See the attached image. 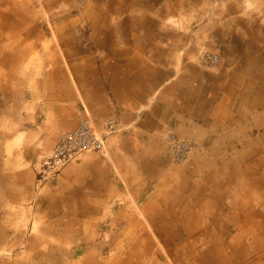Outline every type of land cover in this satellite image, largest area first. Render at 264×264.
Masks as SVG:
<instances>
[{"label":"crops","instance_id":"0c3cea01","mask_svg":"<svg viewBox=\"0 0 264 264\" xmlns=\"http://www.w3.org/2000/svg\"><path fill=\"white\" fill-rule=\"evenodd\" d=\"M16 2L0 0V264H67L55 253L88 234H123L111 264H264V0H82L100 33L48 35L37 53L17 43ZM65 14L58 33L88 27ZM83 111L103 149L37 188L39 155ZM169 134L194 144L181 164ZM117 203L138 220L115 227ZM22 245L44 259L22 263Z\"/></svg>","mask_w":264,"mask_h":264},{"label":"rangeland","instance_id":"374dc122","mask_svg":"<svg viewBox=\"0 0 264 264\" xmlns=\"http://www.w3.org/2000/svg\"><path fill=\"white\" fill-rule=\"evenodd\" d=\"M4 2H7V1H4ZM52 4H55V5L53 6ZM10 5L11 4L7 5L6 3L1 4L0 5V9L5 10V12H6V11H8L10 9L8 7ZM81 6H82V0H52L50 3L47 0H24V1L22 0V2L21 3L19 2L18 4L16 2L14 5H12V9H11L12 12L16 11V14L14 16V19H15L14 22H18L17 24H19V22H20V24H21V22H24V24L22 23L21 38L17 41V43L27 42V40H28L29 43L31 44V49L29 48L30 52L35 50L34 52L37 53L43 47V45L45 43V42L43 43V39L46 38V37L52 36V35L55 38L56 37L60 38V36L62 38H64V36L66 34L70 35V34H73V33H76V34H79V35L80 34L81 35H84V34L86 35V34L89 33V31H91V33H93L94 35L100 33V30H99L100 28L97 29L98 30L97 31L98 33H97L94 30V27H93V24H95L94 22H96V20H95L96 19V14H95V18L94 19H90V20L88 19L87 20L86 15L83 16L85 10L82 11V9H80ZM65 13H67L69 15V18H78L77 21L81 25H83L84 22L87 20L89 22L88 23V27L87 26L80 27V25L79 26H73L72 25V26H70L68 28L69 30L72 29V33H70L69 31L68 32L64 31L65 34H63V32L61 34L58 33V27H59L60 23L58 21H56V19L64 18L65 15H66ZM60 14H61V16L60 17L58 16L56 18V15H60ZM50 19L54 20L55 26H53V23H51ZM67 23H68L67 21H63L61 25H64V24H67ZM53 27H54V29H53ZM87 28H88V30H87ZM4 35H5V33L2 32V36H4ZM8 39H10V38H8ZM10 40L6 41L5 44L7 45V43L10 42ZM29 43H26V44L24 43L22 45L23 46L24 45L27 46ZM57 46L60 47V44L59 43L58 44L53 43V45L51 44L49 49L51 50V49H53L52 47L56 48ZM29 49L26 48L27 51H29ZM20 52H23V47L21 49H19V53ZM202 53H203L202 58L206 54H208L209 56L211 54H213L212 52H210V50L203 51ZM203 60H204V58H203ZM22 61H23V58H22ZM218 63H219V56L218 55H216V60L215 61H213L211 63L207 62V64L211 65V66L212 65H216ZM174 137L177 138V140H181V141L184 140V141L188 142L189 146H190V150H192V148L194 147V144L191 141L186 140V139H182V138H180V137H178L176 135H174ZM165 142H166V145H167L166 138H165ZM260 146H264V144L263 145L260 144ZM167 151H168L167 152L168 153V157H169V159H170V161L172 163L181 164L184 161V160L177 161V160L173 159V157L171 155V151H170L168 145H167ZM188 154H189V152H188ZM251 174L257 176V174H259V170L254 171ZM258 191L261 194V201H260L259 207H260V209H264V185H263V188L262 189H258ZM117 205L120 206L118 209L123 211L124 213H121L122 216L116 219V223L114 224L115 227H117V228H125L129 224H132L136 220H138L137 217H135V215H136V213H134L135 211L133 213H130V211L133 209V208L131 209V205L130 204H119V203H117ZM96 220H97V218L94 219L95 222H96ZM101 221L104 222L105 220H102V219H98L97 220V222H101ZM111 226H113V225H111ZM231 232H232V229H231ZM122 235L123 234H121L119 236L117 235L115 239L113 238V236H115V235H111L112 237L109 236V238H107V236H108L107 234H98L96 236L98 238H95V235L93 236L92 234L82 235L81 236V241L79 240L78 237L75 240L76 242H73L72 240H70V241L73 242V243L69 244L70 248L69 249L68 248L67 249H63V251H58V253H55V255L56 256L59 255L60 258H63L65 255H66V257L68 256L67 260L70 261L69 263H71V261H74V264H84V263L85 264H90V263H88L90 260H88L86 254L89 253L88 249H90V247H91L93 249V251L90 250V253H93V254H91L92 256L95 254L96 257H100V258L103 259V257L106 254V256H105L106 257V262H110V264H111V262L113 260V257H115L116 255L119 254L118 251H119L120 247H122L123 244H124V240L122 238ZM26 237H28V236H25V238L23 237V239H26ZM32 237H37L36 239H34V242L35 243L37 242L36 246L39 247L41 245V244H39V240L46 239L47 237L53 239L54 236L52 234H45V235L31 236V238ZM71 237H72V235L71 236H67L65 234L61 235V238L62 239H66V240H67V238L69 239ZM29 238H30V236H29ZM96 240L102 242L101 244L103 245V248L99 251L100 253L97 252V251L94 253V248L93 247H97L99 245ZM70 241H68V242H70ZM46 242H47V240H46ZM46 242H45V244H47ZM50 242H52V241H50ZM56 242L60 243L61 241H56ZM80 242H84L85 245L81 244ZM52 245H53V242L51 244H49V242H48V247L49 248H51ZM25 246L27 247V245H22V247H21L22 249L20 251V258H21V262L22 263L26 261V258H28L29 255H31L32 257L35 255V257H37V258L44 259L43 257L45 256V252H47V251H40V252L37 251L36 254L35 253L34 254H28L24 250ZM97 249H98V247H97ZM15 253H16L15 255H17V252H15ZM6 254H7V252H6ZM6 254L4 256H6ZM83 254H85L84 257L82 256ZM12 255H13V253H12ZM0 257H2V256H0ZM84 258L87 259L88 261H86ZM154 258L155 259H161L160 251L155 253ZM78 260H80L79 263H78ZM69 263H67V264H69Z\"/></svg>","mask_w":264,"mask_h":264},{"label":"built area","instance_id":"2783aa9c","mask_svg":"<svg viewBox=\"0 0 264 264\" xmlns=\"http://www.w3.org/2000/svg\"><path fill=\"white\" fill-rule=\"evenodd\" d=\"M203 58L209 63L216 60L213 54H206ZM166 140L173 159L182 161L187 157L190 150L188 142L177 140L173 134L167 135ZM103 146L101 132L92 126L84 111L79 113L76 126L62 133L50 151L39 155L34 167L37 188L43 184L54 185L66 164L77 161L83 152H100Z\"/></svg>","mask_w":264,"mask_h":264},{"label":"bare ground","instance_id":"6f19581e","mask_svg":"<svg viewBox=\"0 0 264 264\" xmlns=\"http://www.w3.org/2000/svg\"><path fill=\"white\" fill-rule=\"evenodd\" d=\"M15 32V31H14ZM15 34V33H14Z\"/></svg>","mask_w":264,"mask_h":264}]
</instances>
